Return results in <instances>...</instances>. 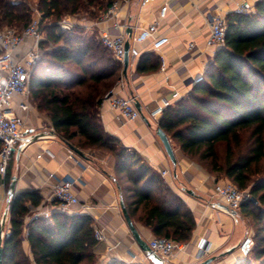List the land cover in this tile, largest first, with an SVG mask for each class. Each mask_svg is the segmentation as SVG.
I'll return each instance as SVG.
<instances>
[{"label":"trees","instance_id":"obj_1","mask_svg":"<svg viewBox=\"0 0 264 264\" xmlns=\"http://www.w3.org/2000/svg\"><path fill=\"white\" fill-rule=\"evenodd\" d=\"M31 1L0 0V31L26 29L34 17ZM118 1L124 0L37 1L41 27L47 20L49 24L43 27L47 37L41 46L46 47L31 78V103L65 144L103 151L114 159V180L132 222L156 238L187 244L196 221L186 202L102 125V104L123 77L124 65L103 45L97 28L87 35V27L60 24L81 15L98 21ZM226 22L225 45L203 80L164 110L159 126L187 160L199 162L216 182L228 180L248 195L237 213L256 222L251 259L264 264V0L250 14L230 13ZM146 57L140 60L139 74L157 68L146 66ZM246 132L250 143L244 147ZM6 181H11L8 173ZM42 204L37 191L11 199L10 234L2 241L4 264H96L93 218L61 213L49 220L33 218V210ZM28 217L31 256L23 249Z\"/></svg>","mask_w":264,"mask_h":264},{"label":"crops","instance_id":"obj_2","mask_svg":"<svg viewBox=\"0 0 264 264\" xmlns=\"http://www.w3.org/2000/svg\"><path fill=\"white\" fill-rule=\"evenodd\" d=\"M140 1L130 0L121 11V19L130 26V33L133 35L136 26L145 27L158 18L161 6L156 3L142 8ZM242 1L244 0H171L168 16L159 27V34L168 37L169 44L156 53L149 46H141V56L134 61L130 59L127 78L123 76L125 86L122 95L136 98L142 117L122 126L116 121V113L108 102H103L100 110L105 131L117 137L124 146L135 150L154 171L161 175L168 172L167 176H162L166 184L182 197L194 215L196 229L193 237L183 250L175 253L171 264H202L209 259H214L211 264H253L251 257H243L239 250L242 242L252 236L246 218L240 213L234 214V211L214 197L217 183L214 177L187 160L168 137L177 165L171 162L157 134L159 122L152 121L147 112V108L156 109L165 101L173 104L191 93L195 80L204 76L217 52V49L206 47L211 15L222 13L227 16ZM247 1L255 9L263 0ZM110 27L111 23H107L100 30ZM91 29L95 27L92 26ZM191 43L195 44L193 50H189ZM144 57L147 58L146 66L157 65V68L139 74L138 65ZM162 61L165 62L164 70ZM176 94L178 95L175 96ZM29 123L38 129L37 135L30 140L27 148L18 150L14 155V163L11 161L7 171L11 175V181L7 182L0 175L2 218L9 207L13 179L16 180V194L39 192L43 204L38 209H44L53 200L52 185L71 175L81 180L75 192L89 208L87 215L93 218L94 227L104 230L108 237L107 243H98L96 246L100 264H145V257L149 255L138 246L123 215L122 196L114 180V159L103 151H83L85 158L75 153L71 157L72 151L68 145L57 136L50 121L34 107L29 113ZM45 151H50L52 155L44 154L38 158ZM52 173L55 177L49 179V174ZM9 218L8 215L5 229L10 228ZM29 222L28 217L24 228L23 249L31 256L27 235ZM133 224L145 242L149 243L155 238L150 229L134 222ZM109 247H114L110 256L107 254ZM205 249L206 255L200 256ZM134 256H137V260H134Z\"/></svg>","mask_w":264,"mask_h":264},{"label":"built area","instance_id":"obj_3","mask_svg":"<svg viewBox=\"0 0 264 264\" xmlns=\"http://www.w3.org/2000/svg\"><path fill=\"white\" fill-rule=\"evenodd\" d=\"M130 0L115 2L101 18L92 24L100 33L103 45L113 51L118 62L124 65L126 45L130 43L129 57L131 60L138 59L142 54L141 46H149L152 52L161 51L169 44V38L159 34V27L164 21L170 9L171 0H141L140 6L146 8L150 4L159 3L158 18L145 27L136 26L134 35H129L128 26L121 19V11ZM254 7L249 1H242L235 14H250ZM34 17L31 24L23 31H18L13 27H5L0 31V175L7 176L8 167L18 150L28 147L30 140L37 135L38 129L29 123V113L33 106L31 103V78L35 67L42 56L41 43L43 32L41 30V15L38 10L33 9ZM73 18H65L60 24L66 28L75 26ZM111 23L110 28H100ZM210 35L206 42L208 49H220L226 42L227 22L226 16L222 13L211 15ZM89 28V27H87ZM195 44L189 45V50H193ZM165 69V62L162 61V70ZM203 77L196 79L198 83ZM125 86L122 77L116 87L106 96L104 102H108L111 109L116 113V121L125 126L134 123L142 117V113L137 108L135 97L124 96L122 91ZM176 94L175 96H177ZM170 105L165 101L163 105L156 109L147 108L149 118L154 122H159L164 110ZM50 151H45L38 156L41 158ZM73 157V152L72 156ZM168 172H163L165 177ZM55 175L49 174V179ZM81 182L79 178L71 175L64 177L52 185V202L44 209H34L33 218L50 219L53 214H85L89 208L84 205L75 192L77 185ZM214 197L221 201L231 211H240L242 204L248 195L240 191L232 182L221 180L215 184ZM2 213L0 211V227L2 225ZM6 226V225H5ZM95 228L94 237L98 243H107L108 237L104 230ZM10 228H4L3 237L9 236ZM29 234V231L27 235ZM153 255L160 258L161 264H171L177 251L185 248V244H179L167 238H153L148 243ZM255 243L252 236L247 237L239 247L243 257H251ZM204 243L201 244V248ZM114 247H109L107 254L113 252ZM206 249L202 256L206 255ZM137 260V256L133 257ZM145 264H157L150 256L145 257Z\"/></svg>","mask_w":264,"mask_h":264},{"label":"water","instance_id":"obj_4","mask_svg":"<svg viewBox=\"0 0 264 264\" xmlns=\"http://www.w3.org/2000/svg\"><path fill=\"white\" fill-rule=\"evenodd\" d=\"M130 32L131 31L129 30L128 31L129 35H131ZM129 50H130V43L128 42L127 45H126V53H125V58H124V69H123V76L125 78H127V72H128V68H129V64H130ZM137 108L141 112L139 104H137ZM157 134H158L160 140L162 141V143L164 145V148H165V150H166L171 162L174 165H177V159H176L173 147H172V145L170 143V140H169L168 136L166 135V133L161 128L158 129ZM68 147L76 155L85 158V154L83 153V151L79 150L78 148H76V147H74L72 145H68ZM15 191H16V180L13 179V181L11 183V186H10V192H9V200L10 201L16 195ZM189 193H191V192H189ZM121 207H122L123 215L125 217V220H126V223L128 225V228L131 231V233H132L135 241L137 242L138 246L141 248L142 251L147 253L155 263L161 264L160 258L157 257L156 255H153L148 243L145 242L141 238V236H140L138 230L136 229L135 225L133 224V222H132V220H131V218H130V216H129V214H128V212H127V210H126V208H125V206L123 204V202L121 203ZM234 214H236V212ZM8 215H9V207L7 208L6 213L3 216L2 225L0 227V264H4V258H3L4 250H3V247H2V241H3V232H4V228H5V225H6V220H7ZM200 256H202V253H200ZM213 261H214V259H209V260L205 261L202 264H211Z\"/></svg>","mask_w":264,"mask_h":264},{"label":"rangeland","instance_id":"obj_5","mask_svg":"<svg viewBox=\"0 0 264 264\" xmlns=\"http://www.w3.org/2000/svg\"><path fill=\"white\" fill-rule=\"evenodd\" d=\"M37 1L38 0H32L30 3H31V5H32V8L33 9H35L36 8V4H37ZM120 2H122V1H120ZM34 14V13H33ZM67 18H72V17H67ZM73 20H74V24H75V26L76 25H79V26H84V27H89V29H87L86 30V34L87 35H91L92 34V32H93V30L94 29H91L92 28V24L95 22V21H97V20H92L90 17H88L87 15H81L80 17H73ZM49 24V21L47 20V21H45L44 23H43V26L41 27V30H42V32H43V40L44 39H46V35H47V32L45 31H43V27H44V29H46V27H47V25ZM88 25H90V26H88ZM13 28H15V29H17L18 31H22L23 29L21 28V27H17V26H13ZM44 47H46V46H41V50H42V54H43V49H44ZM249 136H250V132H246V133H244L243 135H242V137H243V145H244V147H246V146H249L248 144L250 143L249 142ZM244 147H243V149H244ZM221 149H222V147H221ZM196 162V161H195ZM12 163H14V157H13V159H12ZM196 164V163H195ZM197 166H201V164L199 163V162H197V164H196ZM12 183V182H11ZM243 213V212H242ZM242 217H245L246 218V222L248 223V226L250 227V229H251V233H252V237H253V239H254V236H255V234H256V230H257V226H256V222L254 221V219L253 218H248L247 216H245L244 214L242 215ZM253 261V260H252ZM96 264H100V261H98L97 260V262H96ZM253 264H258L257 262H255V261H253Z\"/></svg>","mask_w":264,"mask_h":264}]
</instances>
